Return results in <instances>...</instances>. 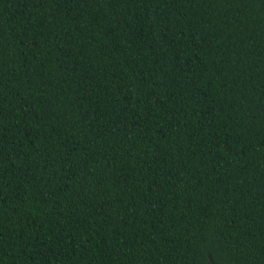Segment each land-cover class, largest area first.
Masks as SVG:
<instances>
[{
    "label": "trees",
    "instance_id": "1",
    "mask_svg": "<svg viewBox=\"0 0 264 264\" xmlns=\"http://www.w3.org/2000/svg\"><path fill=\"white\" fill-rule=\"evenodd\" d=\"M0 264H264V0H0Z\"/></svg>",
    "mask_w": 264,
    "mask_h": 264
}]
</instances>
